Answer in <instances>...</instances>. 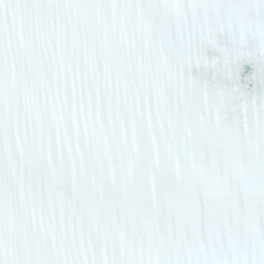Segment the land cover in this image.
Listing matches in <instances>:
<instances>
[{
  "label": "snow or ice",
  "instance_id": "6c2138e0",
  "mask_svg": "<svg viewBox=\"0 0 264 264\" xmlns=\"http://www.w3.org/2000/svg\"><path fill=\"white\" fill-rule=\"evenodd\" d=\"M0 264H264V0H0Z\"/></svg>",
  "mask_w": 264,
  "mask_h": 264
}]
</instances>
